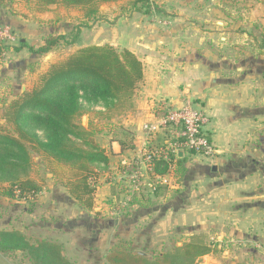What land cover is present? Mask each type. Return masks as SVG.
Masks as SVG:
<instances>
[{
    "label": "crops",
    "instance_id": "crops-1",
    "mask_svg": "<svg viewBox=\"0 0 264 264\" xmlns=\"http://www.w3.org/2000/svg\"><path fill=\"white\" fill-rule=\"evenodd\" d=\"M146 8L134 15L140 24L128 23L117 37V45L142 62L144 79L117 111L98 110L97 143L109 164L98 170L92 210L82 209L62 182L46 174L43 191L29 202L4 198V214H16L18 227L30 237L62 245L72 264H108L107 255L118 245L145 254L189 241L217 246L195 264H264V48L251 29L255 23L263 31L264 5L150 0ZM230 8L238 11L231 14ZM163 103L204 112L214 154L205 158L182 150L190 171L183 182L170 174L165 195L155 198L152 189L133 194L149 195L152 205L130 201L123 208L120 185L131 191L127 175L137 169L144 147L173 141L169 132L148 135L143 129L157 122L163 112L155 109ZM125 143L135 149L124 150ZM145 176L152 184L154 178ZM4 226L11 228L9 221ZM16 261L31 264L22 253Z\"/></svg>",
    "mask_w": 264,
    "mask_h": 264
},
{
    "label": "trees",
    "instance_id": "trees-1",
    "mask_svg": "<svg viewBox=\"0 0 264 264\" xmlns=\"http://www.w3.org/2000/svg\"><path fill=\"white\" fill-rule=\"evenodd\" d=\"M16 1L0 0V8H11ZM26 1L35 2L39 11H47L59 5L84 8L111 0ZM140 2L147 7L150 0ZM258 2L264 5V0ZM63 39V36H50L38 49L25 42L21 47L44 56ZM260 53L264 55V51ZM143 79L144 66L137 56L128 49L118 51L110 45L81 48L51 65L40 76L37 86L15 96L0 109V195L29 202L43 191V182L31 176L34 151L45 158L52 175L68 188L78 205L86 211L92 210L97 190L93 182L99 168L108 166L109 158L96 142L92 127L85 128L76 121L94 107L109 112L121 108L133 97ZM122 148L132 150L135 146L125 143ZM185 151L197 155L196 151ZM187 163L186 156L157 159L154 173L156 176L172 173L176 182L181 183L189 176ZM152 193L158 198L168 193V188L160 186ZM148 196L140 192L133 196L130 205L150 206L154 201ZM0 251L7 255L25 253L31 264H72L64 257L62 245L48 240L32 245L17 231L0 232ZM215 252L214 244L189 241L146 257L124 244L116 246L106 260L108 264H195L199 258Z\"/></svg>",
    "mask_w": 264,
    "mask_h": 264
},
{
    "label": "rangeland",
    "instance_id": "rangeland-1",
    "mask_svg": "<svg viewBox=\"0 0 264 264\" xmlns=\"http://www.w3.org/2000/svg\"><path fill=\"white\" fill-rule=\"evenodd\" d=\"M144 9L147 8L144 7L143 3H138V0L98 1L90 7L84 8L59 5L51 7L47 11H39L36 3L33 1L17 0L11 8H0V28L9 26L16 36V41L11 44L0 41V109L6 103H9L11 96L21 95L23 92L30 91L37 86L40 76L46 73L51 65L65 60L81 48L110 45L118 51L126 49L117 45V37L122 34V29L128 23L140 24L139 20L133 18L134 15L139 17L142 12L146 11ZM237 11H234L232 8L229 9L231 14H236ZM5 12L8 13L4 15ZM255 25L253 23L252 28L251 25H249V28L257 30L256 34H258V38L264 46V29L261 31L260 27L257 25L258 28H255ZM50 36H63L64 39L60 41L59 45L52 52L44 56L33 54L28 48L21 47V43L25 42L27 46L38 49L44 45L45 40ZM99 108L94 107V110L90 111L89 114L81 116L76 121L78 125L85 128L89 125L92 127L96 142V132H102L100 130L101 123H99L102 115L98 111ZM161 111L162 105H158L155 113H161ZM110 112L113 113V111ZM105 113L108 114L109 111H105ZM87 116L90 117L89 121L86 119ZM163 132L165 133L166 131ZM157 146L162 145H148L150 148ZM32 157L31 176L40 180L45 185L46 174H52L48 162L42 155L34 151L32 152ZM96 178L95 187L97 188ZM148 183L149 181L146 180L145 176L144 180L141 181L139 189L147 192L151 189L152 185ZM119 189L124 195V197H120L122 202L133 194L129 187L120 185ZM4 202L6 200L0 195V232H20L32 245L40 241L35 239L38 237H30L31 235L25 234L20 230L16 214L13 216L8 215V213L4 214V207L6 206ZM8 221L11 224L10 229L4 226ZM134 233L136 234L137 231H134ZM42 240L47 239L41 237ZM174 247L175 245L162 249L159 247L155 250L146 249L144 252L146 257H154ZM133 250L139 251L137 248ZM18 253L20 252L7 255L0 251V264H20V261H16ZM24 255L26 256L25 253ZM7 257L12 261H6L5 258Z\"/></svg>",
    "mask_w": 264,
    "mask_h": 264
},
{
    "label": "built area",
    "instance_id": "built-area-1",
    "mask_svg": "<svg viewBox=\"0 0 264 264\" xmlns=\"http://www.w3.org/2000/svg\"><path fill=\"white\" fill-rule=\"evenodd\" d=\"M0 41L11 44L16 41L9 26L0 28ZM162 115L155 123H147L143 126L148 135H154L160 131L169 132L173 141L162 146L150 148L145 146L141 152V159L136 163L137 169L129 173L127 178L131 183V192L141 191V181L145 175L154 178L151 189L154 191L160 186H170V174L156 176L154 173V161L157 159L169 160L173 156H178L182 150L196 151L197 155L210 158L214 154V147L205 126L208 118L204 112L195 109L191 104H187L180 109H174L166 104H162ZM126 175V173H125ZM95 185V182H93ZM132 195L122 202L124 208L131 200Z\"/></svg>",
    "mask_w": 264,
    "mask_h": 264
},
{
    "label": "water",
    "instance_id": "water-1",
    "mask_svg": "<svg viewBox=\"0 0 264 264\" xmlns=\"http://www.w3.org/2000/svg\"><path fill=\"white\" fill-rule=\"evenodd\" d=\"M182 155H183V152L180 151V152L178 153V156L181 157ZM140 255H144V254H143V253H140Z\"/></svg>",
    "mask_w": 264,
    "mask_h": 264
}]
</instances>
